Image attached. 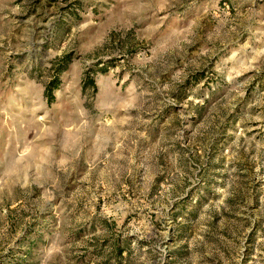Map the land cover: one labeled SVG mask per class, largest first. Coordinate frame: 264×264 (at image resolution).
<instances>
[{"label": "rangeland", "instance_id": "rangeland-1", "mask_svg": "<svg viewBox=\"0 0 264 264\" xmlns=\"http://www.w3.org/2000/svg\"><path fill=\"white\" fill-rule=\"evenodd\" d=\"M0 264H264V0H0Z\"/></svg>", "mask_w": 264, "mask_h": 264}, {"label": "trees", "instance_id": "trees-1", "mask_svg": "<svg viewBox=\"0 0 264 264\" xmlns=\"http://www.w3.org/2000/svg\"><path fill=\"white\" fill-rule=\"evenodd\" d=\"M55 83H56V81L54 83H52V87L55 86ZM90 84H92L93 86L95 85L94 79H90ZM52 87L51 88H48L49 89L48 92H47V96L48 97H52L53 96L52 95V89H54V88H52Z\"/></svg>", "mask_w": 264, "mask_h": 264}]
</instances>
